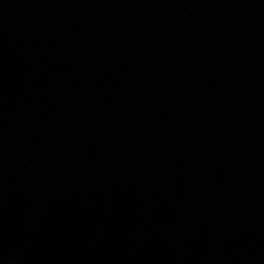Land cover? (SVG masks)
<instances>
[{"label": "water", "instance_id": "95a60500", "mask_svg": "<svg viewBox=\"0 0 264 264\" xmlns=\"http://www.w3.org/2000/svg\"><path fill=\"white\" fill-rule=\"evenodd\" d=\"M0 264H264V0H0Z\"/></svg>", "mask_w": 264, "mask_h": 264}]
</instances>
